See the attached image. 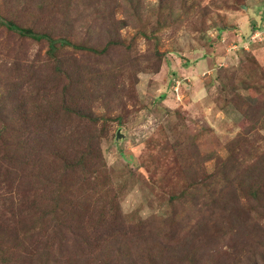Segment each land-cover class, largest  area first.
<instances>
[{
	"label": "rangeland",
	"instance_id": "1",
	"mask_svg": "<svg viewBox=\"0 0 264 264\" xmlns=\"http://www.w3.org/2000/svg\"><path fill=\"white\" fill-rule=\"evenodd\" d=\"M140 2L142 18L109 36V14L101 17L95 7L111 3L118 21L127 19L119 8L127 0H0V15L19 26L107 48L98 56L64 48L65 77L54 71L46 40L0 25V127L10 120L19 131L12 140L28 145L20 152L23 182L9 193L36 191L38 205L44 197L61 206V189L84 217L75 224L66 219L76 228L78 236L69 237L78 254L66 246L54 264H85L93 255L89 245L107 252L123 233L139 238L142 258L167 247L172 264H184L195 250L201 264H264V212L259 218L256 205L239 197L228 216L225 200L213 210L203 192L193 194L237 137L264 151V0ZM111 39L124 44L109 51ZM62 157L74 168L65 170ZM114 197L119 219L109 222ZM173 213L176 222L165 223ZM1 220V230L15 235V229L17 237L28 227L25 219ZM247 224L258 227L244 234ZM89 226L95 228L87 236ZM171 230L178 253L169 250ZM159 233L167 242H154ZM59 237L48 245L47 236H38L39 247L56 254Z\"/></svg>",
	"mask_w": 264,
	"mask_h": 264
},
{
	"label": "trees",
	"instance_id": "2",
	"mask_svg": "<svg viewBox=\"0 0 264 264\" xmlns=\"http://www.w3.org/2000/svg\"><path fill=\"white\" fill-rule=\"evenodd\" d=\"M119 8H124L122 10L125 11H123L122 14L126 16L127 19L123 18L117 21L114 14H116L118 8L112 7L111 3H109L107 8L106 6H101V8L95 7L96 12H99L101 17L106 16L107 13L109 14L110 29H113V31L109 30V36H111L110 34L115 32V30H123L130 26L128 22L132 21V19L138 22L142 18L140 0H127V3L119 6ZM112 21L113 23H111ZM0 25H3L7 30L16 33L22 38H29L34 41L46 40L49 45L47 52L49 58L53 62V69L61 76L63 75L66 77L70 75L66 68V60L65 63L62 62L59 56L64 48L68 47L75 51L96 56L103 55L107 52V48L99 51L91 46L85 45L78 39H73L72 41L68 40L66 36L62 34L53 37L50 32L36 31L33 27L19 26L11 20H6L1 15ZM141 36L145 40H150L152 37V35L147 33H141ZM123 44L124 42L122 41L111 39L109 40V51L113 49L112 47ZM0 99V101H2L1 96ZM83 114L90 115L86 111L83 112ZM247 116L249 117V115ZM260 118V114L256 111L253 116V121L257 122ZM8 121L10 120L3 122L4 124L0 127V193L5 192L0 195V222H2L1 218L3 216L7 219H16L17 217L19 222L25 219L28 227L23 232L19 230L18 237V231L16 232L15 229V235H13L2 231L0 227V264H18L25 261H30L32 264H54L56 260L55 256H57L59 260H63L61 250L66 246L71 247L75 253L78 254L75 240L73 239V243L70 241L69 237V235L73 237L78 236L76 235V228L72 226L70 229L69 224L66 223V219H69L72 224H75L77 221L83 220L84 217L77 212L76 207L72 205L66 192L61 189L56 191V195L58 194L62 199L61 206L56 199H54L51 204H47V199L44 197L38 205L36 191L24 190L20 192L17 190L16 192L9 193L12 184L15 182L21 184L23 182V175L20 171L24 169L23 166H25L24 161H26V159L21 156L20 152L25 154L28 151V145L26 142L20 144L12 140V136L18 137L17 134L19 131L11 124H8ZM228 148L229 152L225 159L216 162V165L207 178L200 183V189L197 187L199 185L198 183L193 187V194L199 196V191L203 192L204 195H206L205 198H207V203L205 205L207 208L213 210L221 207L223 200H225V209L230 211L228 216L234 215L232 205H236L235 207L238 208L237 198L239 199V197H241L247 204L256 205V209L252 212L260 218L264 212V151L252 146L250 141L242 136L234 139ZM245 156L248 160L245 159ZM61 159L64 162L65 170L74 168L72 160L64 157ZM47 178L48 176H43V180ZM222 184L230 185L231 188L222 189L220 186ZM233 187L235 188V194H225L226 191L231 190ZM30 194H32V196ZM114 199L115 197L109 200V222H114L119 219V211ZM175 217L176 214L173 213V215L168 218L169 221L165 223H175L177 220ZM104 218L105 215L102 214L101 219ZM259 218L257 220H261ZM101 219L100 217L97 218L94 224L96 227L101 225ZM210 219L212 218L210 217ZM235 220L236 222L241 221L243 223V220L239 217H235ZM257 220H254L252 224H256ZM248 226L249 224L246 225L247 228H243L244 234H249V229L254 231L255 228L258 227L257 225ZM94 228L93 226H89L88 229H86L85 235L89 236V232ZM140 228L141 227L138 225L136 232H138ZM38 236H47L49 238L48 245L50 241L53 242L54 238L60 236L56 248L58 253L55 254L51 252L47 244L44 248L39 247L41 242ZM10 237V243H7L5 238ZM145 238L147 241L148 237ZM138 239H135L134 242L132 238H128L126 234L123 233L120 237L112 238L108 243L107 252L103 250L99 243L97 253H95L97 249L89 245L93 255L85 264H142L143 262L146 264H172V261L166 256L168 252L167 247H159L154 258L146 253L143 254L142 258V251ZM152 239L156 243H159L161 239L167 242V238L165 236H160V233L157 234L156 238L152 237ZM169 240L171 244L175 245L169 250L173 253H178L180 251L177 247L179 242L174 241L172 230ZM88 244L89 240H85L81 246L84 247ZM104 257H109V261L108 258L106 261L103 260ZM81 259L82 257L80 256V260ZM183 259L184 264H201L198 259L197 250L191 254L185 255ZM58 264L61 263L58 262ZM254 264H257V262L254 261Z\"/></svg>",
	"mask_w": 264,
	"mask_h": 264
}]
</instances>
